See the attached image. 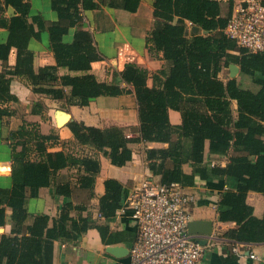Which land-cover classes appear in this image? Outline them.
Here are the masks:
<instances>
[{"label": "trees", "instance_id": "1", "mask_svg": "<svg viewBox=\"0 0 264 264\" xmlns=\"http://www.w3.org/2000/svg\"><path fill=\"white\" fill-rule=\"evenodd\" d=\"M93 1L52 0L59 22L48 27L39 22L40 30L49 31L59 66L87 70L93 62L102 60L90 33L78 31L72 45L62 42L70 28L82 22L80 9L87 11L97 7ZM140 2L124 0L123 8L135 13ZM223 5L226 6L223 8ZM9 8L15 11L10 18L6 16ZM233 8V0H156L155 26L147 37V46L150 53L162 52L169 66L154 76L160 81L159 87H148V73L134 64H128L123 72L115 74L114 84L97 83L91 76L67 80L73 86L72 95L78 98L75 104L79 106L88 105L93 98L127 92L121 89L122 83L131 86L139 107L140 137L129 139L118 128L103 130L77 122H72L69 127L79 143L104 152L118 167L132 160L129 144H168L167 149L147 152L150 170L155 177L160 176V183H178L187 188L197 184L196 178L201 182L225 180L229 191L219 203V221L235 222L238 226L225 237L239 244H261L264 243V217L255 218L246 199L250 191L264 194V144L260 139L264 136V54H249L226 37L224 30ZM29 12L28 0H0V29L9 32L7 43L0 45V60L7 62L11 49H17V64L8 73L10 75L29 74L32 65L33 55L28 50V43L39 35L29 25ZM189 26L192 28L190 36ZM236 47L241 54L234 58L229 51ZM232 59L240 65L243 74L253 78L260 88L258 92L241 89L236 80L227 84L219 80L223 66ZM10 85L5 74H0V104L12 98ZM234 102L236 116L233 114ZM170 109L181 113V125H171ZM9 115L7 109L0 106V120ZM11 137L17 140L12 147L13 187L9 191L0 189V228L5 226L8 207L13 211V229L11 235L0 234V264H52L54 242H78L91 228L100 232L105 244H114L117 235L109 233L108 225L92 224L89 217L73 218L74 207L70 202L51 228L48 227L50 219L40 215L30 228H26V234L23 232L28 220L27 190L35 196L40 188L49 186L59 169L72 162L61 153L45 155L46 143L52 141L53 136L44 137L23 126ZM207 142L211 155L226 156L231 150L239 154L232 156L225 168H220L215 161H205ZM29 143L35 144L38 153L45 157L30 162ZM17 146L22 147L20 153L16 152ZM83 164L86 172L91 170L96 174L99 171L96 161L86 159ZM186 164L192 167V175L183 172ZM85 180L92 185L94 178ZM105 185L106 195L100 200L99 218L111 222L123 207L124 188L112 180ZM59 188L64 189L62 193L68 199L69 185ZM136 239L137 231L133 243Z\"/></svg>", "mask_w": 264, "mask_h": 264}, {"label": "crops", "instance_id": "2", "mask_svg": "<svg viewBox=\"0 0 264 264\" xmlns=\"http://www.w3.org/2000/svg\"><path fill=\"white\" fill-rule=\"evenodd\" d=\"M30 5L29 25L33 27L39 38L32 37L28 43V50L33 55L29 74L10 75L17 64V49L12 48L8 61L0 60V74L11 81L10 95L6 102L0 104L7 109L9 116L0 120V189L9 191L13 187V150L17 140L11 134L16 133L23 126L30 131H37L44 137L53 136L54 139L46 143V154H63L72 163L59 169L49 186L39 189L35 196L27 190L26 210L28 220L23 226L33 225L37 216L45 215L50 221L48 227L53 226L61 211L70 202L74 210L73 218L89 217L92 224L108 225L109 233L117 235L114 244H105L100 232L96 228L89 229L78 242H54L52 264H131L130 248L136 237V225L131 214L122 212L130 193L144 178H153L160 182V176H154L150 170V160L147 158L149 150L167 149L168 144L137 143L129 144L132 150V160L123 167L112 164L109 156L96 148L79 143L69 125L72 122L83 124L97 129L118 128L124 131L126 138H138L139 107L133 88L124 83L121 89L126 90L118 96H100L90 99L86 106L75 104L78 98L73 97V86L67 80L93 77L100 84H114L115 74L125 70L128 64H134L148 73L147 85L152 88L160 86V81L154 76L163 69H169L163 59V53H150L147 46V37L154 29V4L156 0H141L135 13L124 10V0H94L96 8L87 11L80 9L82 22L70 28L68 34L63 36L65 45H72L78 31L90 33L101 61H95L91 68L83 70L59 66L51 44L48 30H40L39 22L48 27L59 22L58 14L53 10L52 0H28ZM226 5H223V8ZM13 8L7 9L6 16L13 17ZM34 19H39L33 21ZM189 26V36L191 35ZM197 30V29H195ZM9 32L0 29V45L7 43ZM237 48V47H236ZM229 54L236 58L240 56L237 49L230 50ZM76 66V65H74ZM237 69L233 74L232 69ZM41 71L43 73H41ZM219 80L227 84L236 80L241 89L258 92L259 86L253 78L243 74L240 65L232 59L227 66H223L218 76ZM236 102L233 103V114L236 116ZM169 121L173 126L182 124L180 112L170 109ZM65 119L61 124L60 120ZM264 144V136L260 138ZM22 151L17 146L16 152ZM109 151V150H106ZM233 150L226 156H214L209 153V143H206L205 161L216 162L220 168H225L236 156ZM44 154H39L36 145L29 143V161L38 162ZM43 156L42 158H44ZM88 159L96 161L99 171L96 174L85 171L83 162ZM186 175H192L193 169L189 164L183 166ZM94 178L93 184L85 179ZM84 179V180H83ZM116 181L124 188L123 207L115 220L107 222L99 218L100 200L106 195V182ZM187 187L186 192L194 197L191 206L192 221H206L213 223L210 236H199L202 243L211 242L212 248L205 252L199 264H264V243L249 244L248 252L238 257L231 252L233 241L227 239L225 234L237 229L235 222L219 221L218 207L229 186L225 180L214 179L211 182H201ZM84 184V185H83ZM64 185H69L70 197L67 199ZM246 203L253 209V216L257 219L264 217V194L250 191ZM13 211L6 207L5 226L0 228V234L11 235L13 229ZM26 234V233H25ZM109 247L125 249L122 255H114L107 250ZM254 254L257 259H252ZM229 257H236L230 260Z\"/></svg>", "mask_w": 264, "mask_h": 264}, {"label": "built area", "instance_id": "3", "mask_svg": "<svg viewBox=\"0 0 264 264\" xmlns=\"http://www.w3.org/2000/svg\"><path fill=\"white\" fill-rule=\"evenodd\" d=\"M233 1V13L224 30L226 37L249 54H264L263 0ZM193 202L194 197L178 183L142 179L122 208V212L131 214L137 230L129 251L131 264H199L213 244L202 243L198 235L189 233ZM247 249L246 244L231 246L238 257ZM250 257L257 259L254 254Z\"/></svg>", "mask_w": 264, "mask_h": 264}, {"label": "water", "instance_id": "4", "mask_svg": "<svg viewBox=\"0 0 264 264\" xmlns=\"http://www.w3.org/2000/svg\"><path fill=\"white\" fill-rule=\"evenodd\" d=\"M232 73L234 74L237 69L231 68ZM213 231V223L206 222V221H192L189 224V233L192 235H199V236H210ZM109 253L114 255H122L126 251L121 247H109L107 250Z\"/></svg>", "mask_w": 264, "mask_h": 264}, {"label": "bare ground", "instance_id": "5", "mask_svg": "<svg viewBox=\"0 0 264 264\" xmlns=\"http://www.w3.org/2000/svg\"><path fill=\"white\" fill-rule=\"evenodd\" d=\"M64 120H65V119H61V120H60V123L62 124V123L64 122Z\"/></svg>", "mask_w": 264, "mask_h": 264}]
</instances>
